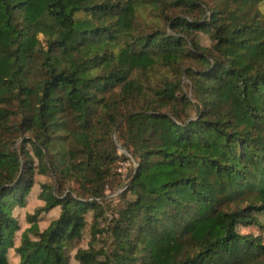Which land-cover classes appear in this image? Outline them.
Returning a JSON list of instances; mask_svg holds the SVG:
<instances>
[{
	"label": "trees",
	"instance_id": "16d2710c",
	"mask_svg": "<svg viewBox=\"0 0 264 264\" xmlns=\"http://www.w3.org/2000/svg\"><path fill=\"white\" fill-rule=\"evenodd\" d=\"M262 214L264 0H0V264H264Z\"/></svg>",
	"mask_w": 264,
	"mask_h": 264
},
{
	"label": "rangeland",
	"instance_id": "374dc122",
	"mask_svg": "<svg viewBox=\"0 0 264 264\" xmlns=\"http://www.w3.org/2000/svg\"><path fill=\"white\" fill-rule=\"evenodd\" d=\"M145 17H147V13H143L142 17H140V20H142ZM146 21L148 23L153 22L151 18H146ZM198 36H199V39L202 45H205V46L210 45V40L206 34H199ZM113 48L115 49L116 52L122 51V46L119 43H114ZM173 76H174V70L172 67H168V69H163L161 67L157 75V80L161 82L162 79H165L168 77L173 78ZM112 138L118 148L117 154H119V159L115 165V171L117 173V180H115L114 183L113 182L108 183V185L106 186V194L108 198L106 200L105 206H106L107 211H106V214L100 219L101 223L99 227L97 228V230H102L106 228L108 226V221L112 217L114 210L122 206L123 200L120 197V194L124 190V187H125L124 185L128 183L130 176L134 173L136 165H137L136 160L131 157V154L125 148L121 146L118 134L113 132ZM43 183L53 184L54 180L53 178L49 176H46V175H43L37 172L36 183H35L34 189L32 190V193L29 194V197H28L29 199H28L27 204L23 208H20V207L16 208V212L19 215V217L23 218V222H22L23 226L25 224H28V220L25 214L27 213L34 214L36 210L40 207L39 203L42 201H40L39 194H40L41 186L43 185ZM92 215H93L92 211H90L87 215L88 222L83 231V236L79 241L77 242L75 241V244H77V247H87L89 244V241L92 237L91 235ZM42 216H45V215L40 213L37 216L36 221L37 222L40 221L41 224L44 225L46 224L44 222V219H48L49 217H42ZM259 218L262 223L261 227L258 225H247V226L242 225L240 227V230L242 233H245V234H253V235L261 236L264 241V214L260 215ZM96 238H97L96 247L105 246L106 243L109 241V235L105 231V229L103 232L97 233ZM76 249L77 248L70 249L67 253L70 264H77V261L74 256Z\"/></svg>",
	"mask_w": 264,
	"mask_h": 264
},
{
	"label": "crops",
	"instance_id": "0c3cea01",
	"mask_svg": "<svg viewBox=\"0 0 264 264\" xmlns=\"http://www.w3.org/2000/svg\"><path fill=\"white\" fill-rule=\"evenodd\" d=\"M40 204H41V202L39 203V205H40ZM24 226L26 227V226H28V225L25 224ZM12 260H13V262H14L15 264H18V263H19V258H18V257L13 256V257H12Z\"/></svg>",
	"mask_w": 264,
	"mask_h": 264
}]
</instances>
